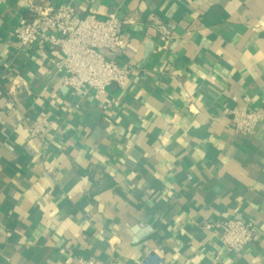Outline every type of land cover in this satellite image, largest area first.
<instances>
[{"label": "crops", "instance_id": "1", "mask_svg": "<svg viewBox=\"0 0 264 264\" xmlns=\"http://www.w3.org/2000/svg\"><path fill=\"white\" fill-rule=\"evenodd\" d=\"M30 4L115 13L125 86L63 87L56 51L12 35ZM238 105L264 112V0H0V264H264V116L235 134ZM22 116L49 126L29 139ZM204 219L257 237L229 250Z\"/></svg>", "mask_w": 264, "mask_h": 264}, {"label": "built area", "instance_id": "2", "mask_svg": "<svg viewBox=\"0 0 264 264\" xmlns=\"http://www.w3.org/2000/svg\"><path fill=\"white\" fill-rule=\"evenodd\" d=\"M29 8L30 19L13 29V37L22 50L35 45L45 50H55L51 65L60 76L62 86L74 96L82 98L93 92L97 99L110 85L125 86L135 69L119 63L117 59H108L99 52L103 49L113 53L126 45L118 32L115 13L110 12L103 19L94 16L77 18L70 6L41 8L30 4ZM158 30L160 39L167 44L171 38L170 31L162 24L158 25ZM8 65L3 66L8 68ZM8 104L15 106L11 99ZM119 105L120 102L114 99L103 107ZM228 113L232 131L240 135L253 134L264 116L262 110L242 105L233 107ZM21 123L26 127L29 139L39 137L49 126L45 117L22 116ZM188 178L191 176L188 175ZM200 226L217 236L229 250L241 249L257 237L255 225L249 221L204 219ZM76 264H100V261L92 257H78ZM134 264H163V259L151 248H145Z\"/></svg>", "mask_w": 264, "mask_h": 264}, {"label": "water", "instance_id": "3", "mask_svg": "<svg viewBox=\"0 0 264 264\" xmlns=\"http://www.w3.org/2000/svg\"><path fill=\"white\" fill-rule=\"evenodd\" d=\"M99 52L104 56V57H106V58H108V59H116L117 58V56L118 55H120V53H121V50H117L116 52H109V51H107V50H103V49H101V50H99Z\"/></svg>", "mask_w": 264, "mask_h": 264}]
</instances>
